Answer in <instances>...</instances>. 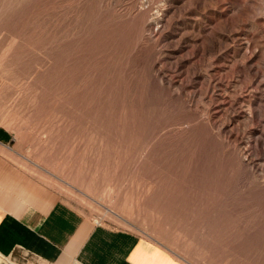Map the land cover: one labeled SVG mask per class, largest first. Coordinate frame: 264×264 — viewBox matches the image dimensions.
<instances>
[{
  "label": "rangeland",
  "instance_id": "rangeland-1",
  "mask_svg": "<svg viewBox=\"0 0 264 264\" xmlns=\"http://www.w3.org/2000/svg\"><path fill=\"white\" fill-rule=\"evenodd\" d=\"M0 126L44 203L264 264V0H0Z\"/></svg>",
  "mask_w": 264,
  "mask_h": 264
},
{
  "label": "crops",
  "instance_id": "crops-1",
  "mask_svg": "<svg viewBox=\"0 0 264 264\" xmlns=\"http://www.w3.org/2000/svg\"><path fill=\"white\" fill-rule=\"evenodd\" d=\"M16 146L13 133L0 126V264H184L162 246L96 223L65 201L44 203L21 169Z\"/></svg>",
  "mask_w": 264,
  "mask_h": 264
},
{
  "label": "bare ground",
  "instance_id": "bare-ground-1",
  "mask_svg": "<svg viewBox=\"0 0 264 264\" xmlns=\"http://www.w3.org/2000/svg\"><path fill=\"white\" fill-rule=\"evenodd\" d=\"M203 117V116H202Z\"/></svg>",
  "mask_w": 264,
  "mask_h": 264
}]
</instances>
